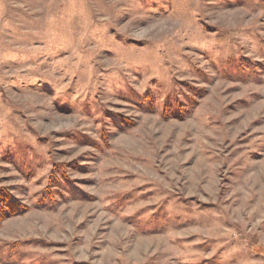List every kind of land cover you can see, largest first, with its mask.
I'll list each match as a JSON object with an SVG mask.
<instances>
[{
    "label": "rangeland",
    "instance_id": "374dc122",
    "mask_svg": "<svg viewBox=\"0 0 264 264\" xmlns=\"http://www.w3.org/2000/svg\"><path fill=\"white\" fill-rule=\"evenodd\" d=\"M0 191V264H264V0H0Z\"/></svg>",
    "mask_w": 264,
    "mask_h": 264
},
{
    "label": "trees",
    "instance_id": "16d2710c",
    "mask_svg": "<svg viewBox=\"0 0 264 264\" xmlns=\"http://www.w3.org/2000/svg\"><path fill=\"white\" fill-rule=\"evenodd\" d=\"M179 115L181 118V114ZM49 194L51 195L50 192ZM26 208L27 206L18 204L10 194L0 191V223L7 217L16 216L25 212Z\"/></svg>",
    "mask_w": 264,
    "mask_h": 264
}]
</instances>
